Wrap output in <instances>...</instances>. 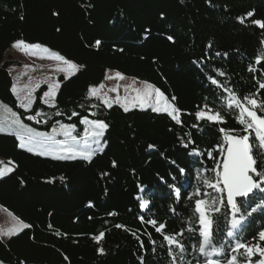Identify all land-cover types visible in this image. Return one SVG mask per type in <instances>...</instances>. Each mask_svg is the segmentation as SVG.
<instances>
[{
  "label": "trees",
  "instance_id": "16d2710c",
  "mask_svg": "<svg viewBox=\"0 0 264 264\" xmlns=\"http://www.w3.org/2000/svg\"><path fill=\"white\" fill-rule=\"evenodd\" d=\"M248 11L255 15L241 24L237 18ZM253 20L264 21V0H0V104L40 132L75 123L79 136L82 117L110 126L105 151L91 163L37 156L19 148L14 135L0 134V159L14 169L0 178V206L30 225L0 239V263L258 264L262 258L247 249L264 250V142L245 131L231 100L236 96L264 117V29ZM21 40L78 66L69 79L57 78L55 108L40 100L46 86L34 93L29 112L18 107L9 68L21 63L4 58ZM34 50L48 67L62 63ZM109 71L160 89L181 123L92 98L90 88L104 83ZM37 110L44 114L39 119L51 117L47 124L26 119ZM73 111L80 115L69 120ZM197 111L218 112L223 122L197 120ZM220 129L250 137L256 187L234 207L219 183Z\"/></svg>",
  "mask_w": 264,
  "mask_h": 264
},
{
  "label": "snow or ice",
  "instance_id": "6c2138e0",
  "mask_svg": "<svg viewBox=\"0 0 264 264\" xmlns=\"http://www.w3.org/2000/svg\"><path fill=\"white\" fill-rule=\"evenodd\" d=\"M183 3V0H180ZM255 15L253 11H248L244 17H238L237 19L241 24L244 23L245 19L252 18ZM22 18V17H21ZM161 18H163V14H161ZM253 24L258 25L261 29H264V21L261 20H253ZM150 31L149 29L145 30ZM147 38V37H145ZM167 39L170 42H174V38L169 35ZM102 41L97 40L95 41V45L99 47ZM13 47L21 50L27 49H40L42 46L40 44H31L25 41H16L13 44ZM207 47L211 48V45ZM44 52H49V49L43 48ZM123 51V49H121ZM51 57L57 61L63 63L67 67H60L57 70L60 72L65 73L64 79H69L70 76L75 75L77 71V65L70 60L66 59L64 56L50 53ZM216 55H220V53H216ZM227 56V54H225ZM223 75V73H219ZM117 77L123 78L121 73H116ZM111 79V77H109ZM135 83V81L133 82ZM212 84H217L218 82L215 79L211 80ZM40 85L37 84L35 88L27 89L24 96H21L17 90L15 85L12 86L11 91L13 95L17 97L18 100V107L25 110V112H29L31 107L34 103L33 92L35 89L39 88ZM61 87L60 82H53L48 83L47 91H44L40 100L43 104L48 105L49 107L55 108V98L57 95L58 90ZM102 88L103 85H100ZM128 87H132L129 85ZM261 89H264V83L259 85ZM25 89H20V92H25ZM135 95L133 96H125L123 99L117 97L114 103L119 104L120 107L123 109L125 113L129 112L130 109H139V110H147L151 109L154 113H166L176 124H180L181 121L177 116L178 109L169 103L168 99L165 96V93L162 92L160 89L155 88L150 83H145L142 88H134ZM97 88L92 87L89 90V95H96ZM109 91H115V89H110ZM128 88H125V92L127 93ZM173 100L176 97H172ZM247 99L248 104L255 107L257 105V101L255 99ZM232 101H235V106L240 109V119L239 123L244 125V129L247 132L249 129L254 130L256 138L260 142H264V117L257 115V112L245 107L236 96L231 97ZM103 103L108 107H112V102L109 101L107 98V94H105V98L103 99ZM231 106V102L230 105ZM92 107H96L95 104ZM8 111H11L8 109ZM245 114L247 115L248 119H245ZM44 114L37 110L35 114H29L26 116L28 121H33L37 124L39 123H48V120L51 119H39ZM56 116L62 115L61 112L57 111L55 113ZM78 112L73 111L71 115L68 117L69 120L72 117L79 116ZM90 115H95V113H90ZM197 120L202 118L207 119L210 122H223L220 116V113L216 114H208L204 111H197L195 113ZM12 116L15 119L11 121L0 119V132H5L7 130V134L14 135L18 140V147L29 152L33 153L37 156H50L54 160L60 161H73L76 159H81L87 161L89 163L92 162L93 156L96 153H103L106 148V133L109 129V124L104 122L103 120H90L87 117H82L79 121L80 124L84 125L82 139H83V147L76 148L73 145L78 143L77 139V127L75 123L66 124V123H59V127H52L51 134L47 132H39L35 131V129L28 127L26 124L20 121V118L16 115V113H12ZM195 127V125H194ZM222 133H224L225 139L228 142V147L226 149V162L223 163V171L225 166L228 169L227 176L229 179L230 184L234 188V196H246L256 185L252 182V179L249 177L248 173L253 168V156L250 154V144H249V135H243L239 137L228 135L224 129H220ZM57 136H62V140H57ZM104 141V143H102ZM194 143V141H192ZM95 145V147H93ZM183 147L187 148V144H182ZM154 146L149 144L148 149H153ZM223 151V149H221ZM193 153H189L192 155ZM198 154V153H197ZM211 156V151L208 153ZM11 164V161L9 162ZM3 162L0 161V165ZM113 167H116L115 161H113ZM14 171L13 168L4 165L0 167V178L5 177L10 172ZM187 169H180L182 174L187 173ZM109 173L105 172L102 173V176H107ZM63 176L60 177V180H64ZM162 179V178H161ZM163 182V179H162ZM23 184L24 182L21 181ZM179 196V193H176ZM88 207H93V203L91 201L88 202ZM146 207L145 202H141L140 208L143 210ZM151 223H155V221H151ZM21 229H27L30 227L27 223L20 224ZM51 227V225H49ZM120 227V225H117ZM16 234V230L12 229L8 233L9 236ZM104 236V233L101 232L99 236L94 237V239L99 242L100 239ZM261 239H264V234H262ZM100 254L104 253L103 248L98 249ZM264 252V251H262Z\"/></svg>",
  "mask_w": 264,
  "mask_h": 264
},
{
  "label": "rangeland",
  "instance_id": "374dc122",
  "mask_svg": "<svg viewBox=\"0 0 264 264\" xmlns=\"http://www.w3.org/2000/svg\"><path fill=\"white\" fill-rule=\"evenodd\" d=\"M43 48L44 47H41V49H43ZM25 51L26 50H21V49H17L15 47H12L11 49H9L7 51V53L5 54V58H4L5 60L10 59V60L17 61V62L21 63L20 67H10L9 68V72H10V75L13 79L14 85L17 87V90L21 96H24L26 91H27V89H25V86H27L28 89H32V88H35V86L37 84H39L40 87L46 86V88H47L48 83L57 82V78L59 76H63V77L65 76V73L60 72L57 69L60 67H67L66 65H63L62 63L58 62L56 65L48 67L45 60L40 59V57L35 56L34 53H37V52L34 49H27L26 53L29 55V57H31L32 59L33 58L36 59L38 62H41L43 65H45V66H43L41 64H38L35 61L30 60L25 55ZM47 53L50 55V53H53V52L49 51ZM51 59L53 61H55V63L57 62V60H55L54 58H51ZM107 74H108V77H106L105 81L103 80L104 83L103 82L101 83V85H103V87L102 88L100 86L95 87L98 90L97 94L91 96L94 99L100 100L105 107H107L103 103V99L105 98V94H107V98L109 99V101L112 102V106L120 107L119 104L114 103V101L116 100L117 97H120L121 99H123L126 95L127 96H133V95H135V92L133 89L134 88H142L145 84V83L141 84V82L139 83L137 81H135V83H133L134 80H131L129 78H125L123 76H122L123 78L121 79L120 77H117L114 72L109 71V72H107ZM109 74H113V75L109 76ZM109 77H111V79H109ZM129 85H131L132 87H128ZM39 88L35 89V91L33 92V97H34V93ZM125 88H128L127 93L125 92ZM20 89H25V92H20L19 91ZM110 89H115V91H109ZM46 106H48V105H46ZM131 110H139V109H130V111ZM147 110L151 111V109H147ZM139 111H146V110H139ZM158 114H166V113H158ZM177 116L179 118L178 113H177ZM0 119L11 121V120L15 119V117L12 116V112L8 111L7 107L0 104ZM83 128H84V125H83ZM35 131H37V130H35ZM51 132L52 131H50L48 134H51ZM0 134H7V130L5 132H0ZM82 134H83V132H82ZM82 134L77 136L78 143L74 144L73 145L74 147H76V148H82L83 147ZM56 139L62 140L63 137L57 136ZM102 143H104V141H102ZM93 147H95V145H93ZM96 154H100V153H96ZM43 157L51 158L50 156H43ZM76 160H81V159H76ZM0 161L3 162V164L0 165V167H3L4 165H7L8 167H10V165L8 163L4 162L2 159H0ZM21 223L22 222L19 219L14 217L10 212H8L7 210H5L4 208H2L0 206V239H1V241L5 242L9 238L19 234L23 230L20 227ZM206 223H207V221H206ZM235 223H236L235 220H233L232 228L235 226ZM12 229L16 230V234L9 236L8 233ZM262 241H264V239H262ZM262 251H264V250H262L258 247H255L253 249H247V253L250 256H252V257L253 256H260L262 258L258 264H264V252H262ZM0 264H2V263H0Z\"/></svg>",
  "mask_w": 264,
  "mask_h": 264
},
{
  "label": "water",
  "instance_id": "95a60500",
  "mask_svg": "<svg viewBox=\"0 0 264 264\" xmlns=\"http://www.w3.org/2000/svg\"><path fill=\"white\" fill-rule=\"evenodd\" d=\"M245 116L247 117L246 114H245ZM247 119H248V117H247ZM228 135L235 136L232 134H228ZM235 137H239V136H235ZM224 141H225V149H224V152L222 155V161H221V165H220L219 183H220V186L223 190V193H224V196H225V199H226L228 206L234 207L235 202L237 200L249 197L254 192L255 188H253L246 196H234V188L229 182V179L227 176L228 169L226 166H225L224 171H223V163L226 162V158H227L226 149L228 147V142L225 139V136H224ZM250 154H251V148H250ZM251 163L253 164V168H252V170L249 171L248 175L252 179V175L255 174V165H254L253 161ZM252 182L255 184L253 179H252Z\"/></svg>",
  "mask_w": 264,
  "mask_h": 264
}]
</instances>
